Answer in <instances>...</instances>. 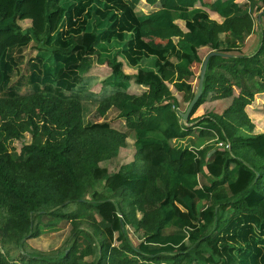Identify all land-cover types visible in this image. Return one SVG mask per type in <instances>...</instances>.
<instances>
[{"label": "trees", "instance_id": "1", "mask_svg": "<svg viewBox=\"0 0 264 264\" xmlns=\"http://www.w3.org/2000/svg\"><path fill=\"white\" fill-rule=\"evenodd\" d=\"M140 1L0 0V264H264V133L234 127L264 93V27L255 52H241L264 0H144L155 7L145 15ZM210 52L182 123L167 84L190 102L186 80L198 81L192 66ZM150 57L154 69L125 74L124 62ZM102 66L94 90L88 71ZM131 80L140 94L128 92ZM112 109L124 128L105 121ZM129 132L135 159L109 173L100 163ZM22 133L30 142L17 150ZM67 222L58 254L26 251L27 239ZM129 228L141 234L136 246Z\"/></svg>", "mask_w": 264, "mask_h": 264}, {"label": "rangeland", "instance_id": "2", "mask_svg": "<svg viewBox=\"0 0 264 264\" xmlns=\"http://www.w3.org/2000/svg\"><path fill=\"white\" fill-rule=\"evenodd\" d=\"M238 1L243 2L244 0H238ZM146 6L147 5L145 4V2L143 0L142 2H140L138 9H140V10L144 9L145 10L147 8ZM261 11L262 10H259V12H261ZM252 17H253L254 26H255L256 14L254 13L252 15ZM80 21H81V19H80ZM86 21L87 20L85 19V22ZM88 23L91 24V21ZM19 25L21 26L22 29H26L30 26V22L29 21H21V22H19ZM261 27H262V25H261ZM258 28H255L254 33H253L255 36H253L252 40L249 42V46H248L249 50L253 48V46H252L253 40L256 37H257L256 40H257V46H258V41H259L258 40V38H259L258 33L260 30V28L259 29ZM152 43L154 45L162 44V42H160V41H154ZM32 47H33V44L31 45L30 48L26 49V51L24 52L25 61H28L29 58H33V56L35 55L34 49ZM117 48H118V46H114V53L117 51ZM206 53H207V51L204 54H206ZM94 58L95 57H90L89 59L94 61L95 60ZM120 58H122V57H120ZM170 59L174 60V58H170ZM153 61H154V58H150L149 60L147 59V60L141 61L139 65H140V67H142L144 69H148V70L154 69ZM126 67H127V68H125L126 73H128V74L134 73L135 68H131L130 66L129 67L126 66ZM199 70H200L199 65L195 64L192 66V71H193L195 77L198 76ZM108 73H109V68H107L106 66L93 68V69L88 71V74L89 75H95L98 78L99 82L103 81L107 77ZM186 81L191 83L193 90L196 92V90H197L196 78L195 79L191 78V79L186 80ZM99 82L95 86L96 90H98V88H99ZM177 82H178V80H177ZM134 87H135L137 92L141 90V88L140 89L138 88L139 86L134 85ZM167 87L173 95H175V94L177 95L176 97L178 98L179 105L182 106V108L187 107V104L189 103L188 100H189L190 93L189 92L178 93L176 91V89L170 84H167ZM237 96H238V93H237V91H235L234 97H237ZM40 97L41 98H39L38 103L40 105H43L45 103L47 97L46 96H40ZM214 105H215V101L213 104L209 103L207 105H202L199 108V110H197L195 113H198V112L202 113L205 109L211 110L214 107ZM263 107H264V94L255 95L254 98L252 99V101L249 104L244 106L243 116H242V119L240 121L241 124L234 125L235 129L239 132H242L244 134H250V135H257V134L264 133ZM94 108L95 107L90 108L89 110H86V112L84 114L86 122H87L88 115H90L94 111ZM104 119L107 123H110L112 126L116 127L117 129L124 128L123 122L118 119L116 110H113V109L110 110ZM93 120L96 122L100 121V119H97L96 115H94ZM133 136H134L133 133L129 132L126 146L124 148L118 149L117 155L114 158L102 161L100 163V166L107 168L110 173H113V172L118 170V168L121 164L124 165V164H129V163L133 162L135 159V153H136V148H135L134 142H133V138H134ZM29 142H30L29 135L27 133H22L21 139L15 143V146H16L17 150H19V148L22 146V144H28ZM216 196L217 197H225V193L223 192V189H220L218 191V193L216 194ZM71 209H75V207H71ZM138 216H140V215L138 214ZM83 219H85V218H83ZM85 220L89 221V219H85ZM47 221H48V219L45 218L43 220V224L47 223ZM56 225L58 226L56 230L49 231L46 228V229H44L43 234L41 236H39L38 238L27 239L26 243H25L26 251L36 252L41 256H54V255L58 254V252L66 246V242L70 237L71 224L67 222V223H58ZM84 227H86L87 230H90V229H88V226L85 225ZM167 231H169V230H167ZM128 236H129L131 243L134 246H136L139 243V241L141 240V234L134 232V230H132L131 228H129V230H128ZM88 256L89 255L84 256V258L88 261L93 259L92 257H88Z\"/></svg>", "mask_w": 264, "mask_h": 264}, {"label": "crops", "instance_id": "3", "mask_svg": "<svg viewBox=\"0 0 264 264\" xmlns=\"http://www.w3.org/2000/svg\"><path fill=\"white\" fill-rule=\"evenodd\" d=\"M143 0H141L140 2H142ZM140 4V3H139ZM138 7H139V5L137 6V8H136V13H138V14H142V15H145V14H148L149 12H151L152 10H154L155 9V7H150V6H146L147 8L144 10V9H138ZM196 7H199V5H196ZM260 10H262L261 12H257V13H255L256 14V23H255V26H254V30H255V28H260L261 27V25H262V27H264V8L262 7ZM208 14H209V17L212 19V20H214V21H216V22H218V23H220L221 21H222V18L221 17H219L217 14H215V13H212V12H209L208 11ZM176 24L183 30V31H186V28H185V25H184V22H182V21H176ZM258 28V29H259ZM254 33V32H253ZM253 36H255L254 34H251L250 36H248L247 38H246V40H245V43H244V45H243V48L241 49V52H242V54L243 55H251V54H253L254 52H255V50H256V48H257V37L253 40V48L252 49H248V46H249V42L252 40V38H253ZM115 45V44H114ZM119 45H122V44H119ZM115 46H117V45H115ZM150 58H152V57H150ZM150 58H148V60L150 59ZM145 60H147V59H145ZM151 61V60H150ZM141 62V61H140ZM140 62H139V64H140ZM137 65V66H130V65H126V63L124 62V72H125V68H127L126 66H130L131 68H135V71H134V73L133 74H128V73H126L125 72V74H128V75H134L135 73H136V70H137V68L138 67H140V65ZM126 65V66H125ZM140 68H142V67H140ZM142 69H144V68H142ZM89 76H92V75H89ZM95 76V75H94ZM99 82V81H98ZM134 83H133V81L131 80L130 81V83H129V87H128V92L129 93H134V94H140L143 90H144V88L141 86H139L138 88L140 89L141 88V90L140 91H136V89H135V87H134ZM135 86H137V85H135ZM96 89V87H94V90ZM262 94H264V93H262ZM259 95V94H258ZM175 97L177 96L176 94L174 95ZM176 99L178 100V98L176 97ZM185 108L186 107H184V108H182V106H181V112L182 111H184L185 110ZM199 110V109H198ZM202 114H203V112L202 113H195L194 114V116H193V118H196V117H200V116H202ZM122 121V120H121ZM183 123V122H182ZM133 142H134V139H133ZM126 144H127V139H126ZM122 165V164H121ZM102 167V166H101ZM102 168H105V167H102ZM107 169V168H106ZM108 170V169H107ZM109 172V171H108ZM110 173V172H109Z\"/></svg>", "mask_w": 264, "mask_h": 264}, {"label": "water", "instance_id": "4", "mask_svg": "<svg viewBox=\"0 0 264 264\" xmlns=\"http://www.w3.org/2000/svg\"><path fill=\"white\" fill-rule=\"evenodd\" d=\"M215 55H218V53L210 52L204 57L202 64L200 66L199 74H198L197 90L194 93L190 102L187 104L186 109L183 112H178L179 118L185 124L188 122L190 114H191L194 106L197 104L198 100L200 99V97L202 95L203 82H204V77H205V73H206V69H207L208 60L210 57L215 56ZM211 154H212V152L209 153L208 155H211Z\"/></svg>", "mask_w": 264, "mask_h": 264}, {"label": "built area", "instance_id": "5", "mask_svg": "<svg viewBox=\"0 0 264 264\" xmlns=\"http://www.w3.org/2000/svg\"><path fill=\"white\" fill-rule=\"evenodd\" d=\"M226 148H228V146H226Z\"/></svg>", "mask_w": 264, "mask_h": 264}]
</instances>
